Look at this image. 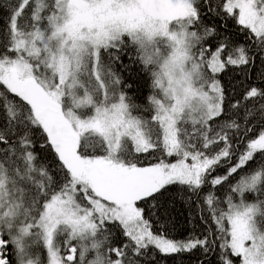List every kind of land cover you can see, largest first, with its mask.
I'll use <instances>...</instances> for the list:
<instances>
[{
    "label": "snow or ice",
    "instance_id": "obj_1",
    "mask_svg": "<svg viewBox=\"0 0 264 264\" xmlns=\"http://www.w3.org/2000/svg\"><path fill=\"white\" fill-rule=\"evenodd\" d=\"M0 7V264H167L169 257L184 264L183 255L196 251L207 264L211 253L217 264H264V122L256 136L251 109L243 125L238 112L209 123L225 112L214 74L228 65L250 71L257 55L264 66V0H4ZM201 7L231 19L249 45L206 26ZM163 38L173 56L191 61L206 109L185 114L170 94ZM209 38L215 50L205 47ZM149 50L154 55L142 54ZM125 55L151 79L143 109L150 119L134 114L139 105L124 90ZM154 58L161 71L150 66ZM256 97L264 99V89L249 87L243 99ZM259 111L264 117V104ZM177 203L189 210L185 239L173 238ZM205 213L215 230L197 234ZM116 233L121 246L112 242Z\"/></svg>",
    "mask_w": 264,
    "mask_h": 264
},
{
    "label": "trees",
    "instance_id": "obj_2",
    "mask_svg": "<svg viewBox=\"0 0 264 264\" xmlns=\"http://www.w3.org/2000/svg\"><path fill=\"white\" fill-rule=\"evenodd\" d=\"M4 3V0H0V5ZM203 4V0H201ZM213 6H215V0H212ZM202 19L206 26L214 27L218 32L227 35L230 40L234 41L237 44H244L245 46L249 45V41L244 39V34L238 31L239 26L234 25L232 20L229 19L228 21H224L217 16H213L212 13L207 11L206 7H201ZM4 16L5 12L2 7H0V35H2L4 31ZM192 30H196L193 27ZM222 39L221 37L215 38V40ZM213 38H209L205 41V47H208L209 50H215L217 44ZM132 58L135 59L134 55ZM122 63L127 66V70L122 71V75L124 78V90L131 96L134 103L139 105V110L136 111L134 114L144 116L148 119L151 118L152 113L143 111L144 108L148 107V96L151 95V79L147 73L142 71V65L139 62L134 64H129V55H125L122 59ZM249 66H226L225 70L219 73L214 74L215 78L220 81L221 87L224 90L225 95V103L223 105L225 112L222 113L220 117L215 118L213 121H210V124H217L225 119H232L233 114L238 112L237 122L241 125L245 122V109H251L253 111V115L248 117V125L253 126L255 125L254 131L249 133L250 136L258 135V129L260 127V122H264V117L261 116L259 111L260 105L264 104V99L260 97L256 98H249L247 100L243 99L246 93V90L249 87H257L259 89H264V79H260L261 71H264V66H262L259 56L257 55L255 65L251 66V70L248 71ZM209 76L213 74L209 72V69L205 66L204 69ZM246 73V74H245ZM127 85H131V87H127ZM2 87V86H0ZM239 103V107L233 110V113H229V108L232 104ZM235 140L236 138L233 137ZM130 150L132 149V145L129 146ZM242 147V146H241ZM90 151H92L90 149ZM154 150H150V153H140L134 155L139 156L141 158L150 156L151 152ZM35 152L40 155V159H43V152L40 149L39 145L36 146ZM168 162H175L177 159L176 157H165ZM157 159H150L145 160L144 163H155ZM226 169L221 168L218 169L220 174H223ZM236 178H238L237 174H234ZM233 182H235L233 180ZM207 191V190H205ZM248 196L249 201L255 199V194H246ZM188 209H186L183 204L177 203V212L174 213L176 216L177 221V228L176 231L173 233V238L175 239H185L192 231L193 228L189 226L188 223ZM193 214L195 215V207L193 206L192 209ZM205 219L207 220V224L202 223L197 217L195 221V231L197 234L206 228L208 225H211L213 230H215V225L212 223L210 219L207 217V213H205ZM125 238L116 233L113 239V244L115 246H121ZM114 257V253L112 254ZM212 264H217V256L215 253L210 254ZM89 259L91 258V254H89ZM177 257H169L167 258V264H173V260ZM184 264H199L200 260H205V257L199 251L190 254H184L182 257ZM205 264L207 261L205 260Z\"/></svg>",
    "mask_w": 264,
    "mask_h": 264
},
{
    "label": "clouds",
    "instance_id": "obj_3",
    "mask_svg": "<svg viewBox=\"0 0 264 264\" xmlns=\"http://www.w3.org/2000/svg\"><path fill=\"white\" fill-rule=\"evenodd\" d=\"M177 40H179V37H177ZM168 44V39L163 38L160 40L158 46L161 48L162 52L164 49H167V55L171 60V63L168 66L173 81L170 94L181 100L183 112L185 114L190 109H206L207 101L198 91L199 85L197 83V74L191 71V61L184 58V53H179L176 56H173V50L168 48ZM177 47H181V45L177 43ZM142 54L154 55L150 50ZM157 59L158 58H154L153 64L150 66L154 67L157 71H161L162 64H157ZM186 72L191 73L187 80L185 79ZM165 86H167V84ZM170 102L175 103V100Z\"/></svg>",
    "mask_w": 264,
    "mask_h": 264
},
{
    "label": "rangeland",
    "instance_id": "obj_4",
    "mask_svg": "<svg viewBox=\"0 0 264 264\" xmlns=\"http://www.w3.org/2000/svg\"><path fill=\"white\" fill-rule=\"evenodd\" d=\"M209 72H211V70L209 69Z\"/></svg>",
    "mask_w": 264,
    "mask_h": 264
}]
</instances>
